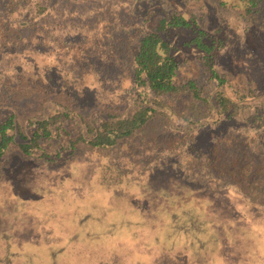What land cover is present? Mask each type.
Returning a JSON list of instances; mask_svg holds the SVG:
<instances>
[{"label":"rangeland","instance_id":"1","mask_svg":"<svg viewBox=\"0 0 264 264\" xmlns=\"http://www.w3.org/2000/svg\"><path fill=\"white\" fill-rule=\"evenodd\" d=\"M35 1L0 0V41L15 35L11 25L39 23L33 35L19 40L24 47L18 50L25 52L17 65L29 77L47 76L54 87L62 81L65 93L56 96L58 101L83 114L105 107L123 111L138 93L132 68L139 38L160 33L164 49L178 63L176 83L193 80L209 93H252L251 108L242 116L195 138L207 143L209 133L218 139L242 131L257 154L264 153V132L245 123L254 110L264 112L262 8L247 13L241 0H38L47 10L37 15ZM176 14L194 19L205 42L215 43L213 63L225 76L223 86L209 79L202 54L189 43L194 30L165 28L163 20ZM59 38L72 47L56 44ZM35 90V97H42V88ZM167 102L178 111L185 106L177 99ZM165 118L145 127L146 146L151 139L170 143L168 122L184 128L177 116ZM83 155L76 160L83 168H50L16 152L3 157L0 264H105L99 250L111 246L133 255L134 264L146 259L147 264H264V205L237 198L227 185L210 190L204 205L194 197L199 188L191 195L188 187L171 184L174 172L167 168L154 171V182L141 176L143 182L128 193L100 187L92 176L107 170L94 166L96 156ZM128 178L133 182L137 174L132 171Z\"/></svg>","mask_w":264,"mask_h":264},{"label":"trees","instance_id":"2","mask_svg":"<svg viewBox=\"0 0 264 264\" xmlns=\"http://www.w3.org/2000/svg\"><path fill=\"white\" fill-rule=\"evenodd\" d=\"M241 1L247 13L264 10V0ZM43 4L38 0L32 3L37 15L47 10ZM163 23L165 28L194 30L189 43L202 54V65L209 79L215 82L216 87L223 86L225 76L213 63L215 43L205 42L206 35L197 27L196 21L176 14ZM38 25V22H24L15 28L11 25L15 35L11 38L3 36L0 41V69L3 68L0 73V164L6 154L16 152L50 168H83L85 164L79 165L76 160L88 153L97 157L94 166L97 163L107 170L103 176L98 172L92 176V182H97V186L105 184L109 189L114 186L128 193L134 185L139 186L143 182V176H146L145 182H154L157 181L154 171L167 168L174 172L171 184L188 187L191 195H194V187H198L199 193L194 197L204 205L209 203L207 194L210 190L223 185H227L231 194L239 199L247 197L264 205V199L257 198L264 194V153L257 154L252 148L254 145L249 144L253 140L248 139L246 132L229 133V137L218 139H213L209 133L207 143L195 138L197 132L202 136L213 126H224L242 116L246 108H251L249 97L252 93L227 94L218 89L209 93L193 80L176 83V59L170 50L164 49L160 33L147 32L139 38L134 54L132 82L138 93L130 105L123 111L105 107L83 114L81 110L77 111L56 99L65 93L62 81L54 87L47 76L36 75L33 78L31 75L32 79L26 75L28 73L22 65H17L25 52L18 50L24 47L18 43L19 40L24 42L33 35ZM11 28L4 27L8 29L5 32ZM59 41L56 44L72 47L62 38ZM18 44L21 47H17ZM10 66L15 68L9 69ZM38 87L42 88L39 91L42 97L37 99L35 89ZM167 98L177 99L185 106L179 111L173 109ZM171 115L180 118L184 128H173L168 122L170 143L161 145L158 139H151L152 143L148 142L146 146L142 137L145 127L157 118L165 120ZM245 123L264 132V112L254 110L246 116ZM143 152L147 154L140 155ZM134 165H137V170H133ZM132 171L137 174V179L128 182ZM99 254L104 256L105 264H124L122 261L134 264L135 260L133 255L119 253L112 246L99 250Z\"/></svg>","mask_w":264,"mask_h":264}]
</instances>
